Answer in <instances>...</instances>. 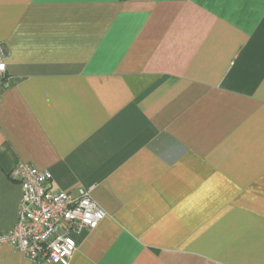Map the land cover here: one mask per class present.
I'll use <instances>...</instances> for the list:
<instances>
[{
    "label": "crops",
    "instance_id": "0c3cea01",
    "mask_svg": "<svg viewBox=\"0 0 264 264\" xmlns=\"http://www.w3.org/2000/svg\"><path fill=\"white\" fill-rule=\"evenodd\" d=\"M0 43V235L25 164L107 213L70 264H264V0H0Z\"/></svg>",
    "mask_w": 264,
    "mask_h": 264
},
{
    "label": "built area",
    "instance_id": "2783aa9c",
    "mask_svg": "<svg viewBox=\"0 0 264 264\" xmlns=\"http://www.w3.org/2000/svg\"><path fill=\"white\" fill-rule=\"evenodd\" d=\"M0 64L5 66L0 71L1 88L7 72L6 50L1 43ZM10 178L21 186L20 208L16 226L0 235V245H12L35 264H70L77 250L75 237L84 230L96 228L107 213L98 208L87 189H80L76 196L52 190V175L48 171L20 164ZM98 210L105 214L104 219L98 220L90 214ZM69 240L74 242L72 249L68 248Z\"/></svg>",
    "mask_w": 264,
    "mask_h": 264
},
{
    "label": "clouds",
    "instance_id": "9594fccd",
    "mask_svg": "<svg viewBox=\"0 0 264 264\" xmlns=\"http://www.w3.org/2000/svg\"><path fill=\"white\" fill-rule=\"evenodd\" d=\"M4 65L3 64H0V71H2L3 69H4ZM98 208H99V205H98ZM90 214H92V215H95V217L98 219V220H100V219H104V217H105V214L103 213V212H101V211H95L94 213H90ZM93 226H95V225H93ZM73 241H71V240H69L68 241V248L69 249H72V247H73ZM56 251H60L59 249H57ZM66 254V253H65Z\"/></svg>",
    "mask_w": 264,
    "mask_h": 264
}]
</instances>
